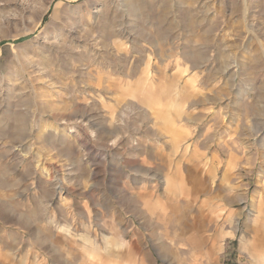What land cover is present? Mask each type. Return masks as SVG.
<instances>
[{"label": "rangeland", "instance_id": "374dc122", "mask_svg": "<svg viewBox=\"0 0 264 264\" xmlns=\"http://www.w3.org/2000/svg\"><path fill=\"white\" fill-rule=\"evenodd\" d=\"M248 240L264 0H0V264H254Z\"/></svg>", "mask_w": 264, "mask_h": 264}, {"label": "crops", "instance_id": "0c3cea01", "mask_svg": "<svg viewBox=\"0 0 264 264\" xmlns=\"http://www.w3.org/2000/svg\"><path fill=\"white\" fill-rule=\"evenodd\" d=\"M251 242L252 241L250 240L245 241L243 247L248 250L254 264H264V252L262 245L259 243L251 244ZM194 244L198 247L200 241H196Z\"/></svg>", "mask_w": 264, "mask_h": 264}]
</instances>
